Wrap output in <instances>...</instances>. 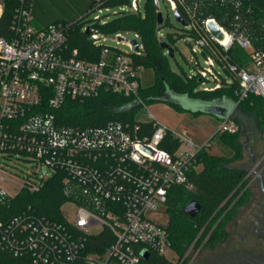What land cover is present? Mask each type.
Here are the masks:
<instances>
[{
    "label": "built area",
    "instance_id": "1",
    "mask_svg": "<svg viewBox=\"0 0 264 264\" xmlns=\"http://www.w3.org/2000/svg\"><path fill=\"white\" fill-rule=\"evenodd\" d=\"M164 1L188 23L182 27L191 36L187 44L197 71L192 78L216 84L200 91L236 84V108L251 94L264 100V15H255L250 0ZM16 2L11 36L0 37V264H146L145 252L176 257L168 222L160 213L166 211L173 187H189V174L200 170L197 157L205 147L154 118L139 121V112L135 123L85 127L64 123L59 116L67 101L84 102L103 93L123 96L140 109L146 106L143 68L133 61L134 54L144 51L141 36L133 32L136 53L133 40L122 32L111 38L91 28L124 14H140L141 0L118 7L114 14L100 0L90 9L88 14L108 13L82 28L89 29L90 41L101 49L95 60L72 45L73 24L38 27L34 0ZM211 8L222 10L220 19L205 17ZM211 23L222 39L211 34ZM258 29L261 36L255 35ZM160 32L161 42L165 36ZM108 40L128 45L131 53L106 45ZM234 47L244 52L243 65L231 55ZM234 111L220 122L217 133L238 131ZM54 178L61 179L66 198L58 220L20 202L24 193H40Z\"/></svg>",
    "mask_w": 264,
    "mask_h": 264
},
{
    "label": "trees",
    "instance_id": "2",
    "mask_svg": "<svg viewBox=\"0 0 264 264\" xmlns=\"http://www.w3.org/2000/svg\"><path fill=\"white\" fill-rule=\"evenodd\" d=\"M97 1L92 4L90 9L96 5ZM100 1L104 7L111 8L126 6L129 3V0ZM250 1L254 5L255 15H264V0ZM16 4V0H4L5 9L0 18V37L8 39L11 36L10 24ZM221 14L222 10L211 8L208 13H205V17L214 16L220 19ZM157 15V6L153 0H150L146 1L144 15L142 12L140 14H124L113 18L105 25L95 24L91 26L95 31L105 35L135 32L141 36L144 51L142 54H134L133 61L136 66L143 69H153L156 76L155 85L151 88H144L141 91L145 103H168L164 99L169 93H174L201 102L228 100L237 104L236 84L223 87L214 92H204L198 89L200 85L198 79L184 77L182 74L172 70L169 64V57L158 40V31L162 27L158 26ZM165 24L166 20L163 27ZM84 25L83 20L73 24L71 43L80 50L83 57L91 60L98 59L101 49L94 47L89 36L82 31ZM255 35L261 36L259 29L256 30ZM165 40L175 47L172 36H168V39L165 38ZM231 55L239 65L245 63V54L238 47L232 49ZM168 104L195 116L204 114L200 111L191 112L185 110L175 103ZM239 108L253 111L261 117L260 122L264 129V100L261 97L251 94L245 101L238 104L234 113ZM139 110L140 108L133 107L130 100L123 96L103 93L96 99L84 102L67 101L59 112V116L64 123L69 125L101 126L110 121L135 123V117ZM236 123L239 127L240 124L237 121ZM219 134L217 133L219 139H223L234 153L230 161L241 160L243 158V147L239 141L241 131L238 129L233 134ZM173 145L177 147L179 142L176 141ZM230 161L223 157L212 155L204 148L197 157V165L201 166V169L199 171L195 169L191 171L189 174V187L180 186L171 189L166 205V214L168 216V230L171 236L172 248L179 259L178 262L183 259L186 250L202 229H204L201 235L202 239L207 238L211 234L208 238V245H211L212 248H215L226 237L227 232L222 217L246 185L245 171L229 168L228 164ZM232 195L234 196L232 197ZM192 200L198 201L202 207L199 214L194 218L184 213V209ZM65 201L63 183L60 178H54L46 184L40 193H24L20 202L26 206L33 205L40 214L58 220L62 218L60 208ZM178 262H174L172 259L157 253H152L146 264H179Z\"/></svg>",
    "mask_w": 264,
    "mask_h": 264
},
{
    "label": "rangeland",
    "instance_id": "3",
    "mask_svg": "<svg viewBox=\"0 0 264 264\" xmlns=\"http://www.w3.org/2000/svg\"><path fill=\"white\" fill-rule=\"evenodd\" d=\"M83 1L87 2L86 0H72V3L66 4L64 2L60 3L58 0H37L35 12L43 13L51 19L57 18V20L69 24H75L83 20L85 28L88 27L96 16L108 14L106 11L99 13L98 10L88 14L90 11L89 5H85ZM132 1L133 0H129L128 6ZM158 1L160 12L163 13L166 20V24L162 27L160 33H162L166 39H168V36H172L174 38L173 44L176 49L175 58H169V64L174 72L182 74L184 77L192 78L196 75L197 71L194 68L196 63L195 58L193 57L190 46L187 44V41H191V36L184 33L183 27L176 21L174 11L170 8L169 3L164 0ZM117 8L118 7L114 8L111 14H114ZM145 10L146 0H141V12L143 15L145 14ZM103 19L107 20L105 16ZM122 33L129 41L135 39L133 32ZM112 36H116V34L111 35V38ZM105 44L118 47L123 52L131 53V48L126 44H117L112 40H108ZM197 49H199V47H197ZM199 60L203 68L207 66L205 57L201 52L199 53ZM216 65L218 72H220L223 77L231 79L226 71L220 68L218 64ZM140 76L141 84L144 88H151L155 85L156 76L153 69H143ZM215 87V83L207 82L206 84H200L198 89L212 90ZM145 105V107H141L137 115L139 121H148L154 118L170 129L178 132L186 139L192 141L197 146L205 147V150L212 155L223 157L228 161L234 156V153L226 145L225 141L219 139L217 136V130L221 122L217 117L208 114L195 116L189 112H183L165 102H153ZM188 105L190 106L191 103H188ZM233 118L240 124L238 128L239 131H241L239 141L243 147V158L239 161H230L228 167L245 171L246 180L249 174L260 171L264 163L262 160L264 158V129L260 122L261 117L248 109L239 108L237 112L234 113ZM245 143L247 149L244 147ZM249 153L254 156L256 155V161H252ZM160 217L163 222H168V216L164 209L161 210ZM225 230L227 232V225L225 226ZM215 249L216 246L212 248L211 245H208V239H202L199 233L186 250L183 263L201 264L202 259L210 256ZM168 258L172 259L174 262H178L179 260L177 256L174 257L173 253H168ZM183 259L178 263L180 264Z\"/></svg>",
    "mask_w": 264,
    "mask_h": 264
},
{
    "label": "flooded vegetation",
    "instance_id": "4",
    "mask_svg": "<svg viewBox=\"0 0 264 264\" xmlns=\"http://www.w3.org/2000/svg\"><path fill=\"white\" fill-rule=\"evenodd\" d=\"M249 156L256 161V155ZM245 183L222 217L226 237L201 264H264V163Z\"/></svg>",
    "mask_w": 264,
    "mask_h": 264
},
{
    "label": "water",
    "instance_id": "5",
    "mask_svg": "<svg viewBox=\"0 0 264 264\" xmlns=\"http://www.w3.org/2000/svg\"><path fill=\"white\" fill-rule=\"evenodd\" d=\"M146 1H150V0H146ZM174 16L178 23H180L182 26H187L188 23L182 17L179 10H176L174 12ZM157 22H158V26H162L164 24L163 13L161 12L158 13ZM209 29L211 31V34L214 37L218 39L223 38V34L219 31L218 27L215 24L211 23L209 25ZM89 32H90L89 29L85 31L87 35L89 34ZM132 44H133L134 52L137 53L139 51L138 42L136 40H133ZM160 45L163 50L168 51L169 58H175V49L168 42L163 40L160 42ZM164 101L168 103H175L177 105H180L185 110H188L191 112L200 111L206 115L208 114V115L215 116L220 120H226L236 108V103L230 102L228 100H218L214 102H201V101L191 100L186 96H180L174 93H169L168 96L164 99ZM188 103H191V105L189 106ZM137 106L138 104H133V107H137ZM201 208H202L201 204L198 201L192 200L184 209V213L190 216L191 218H194L199 214V212L201 211ZM143 257L146 261H148L150 258V254L148 252H145Z\"/></svg>",
    "mask_w": 264,
    "mask_h": 264
},
{
    "label": "crops",
    "instance_id": "6",
    "mask_svg": "<svg viewBox=\"0 0 264 264\" xmlns=\"http://www.w3.org/2000/svg\"><path fill=\"white\" fill-rule=\"evenodd\" d=\"M36 1L34 0L33 3V8H32V13H33V18H34V22L38 27H46L50 24L56 23V22H62L57 20V18L55 19H51L49 17H47L45 14L40 13V12H35V7H36ZM60 1V3L64 2L66 4L72 3V0H58ZM87 2L83 1L85 5H89V9L92 6V4L96 1V0H86ZM4 3L3 0H0V18L2 17L3 13H4ZM88 9V8H87ZM64 22V21H63Z\"/></svg>",
    "mask_w": 264,
    "mask_h": 264
}]
</instances>
